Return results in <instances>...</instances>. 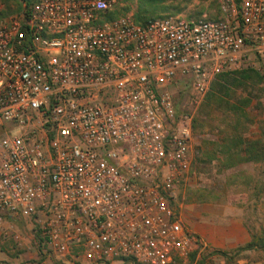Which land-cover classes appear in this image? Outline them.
<instances>
[{"label":"built area","instance_id":"2783aa9c","mask_svg":"<svg viewBox=\"0 0 264 264\" xmlns=\"http://www.w3.org/2000/svg\"><path fill=\"white\" fill-rule=\"evenodd\" d=\"M126 4L31 0L6 13L0 0V243L21 247L13 224L31 222L36 264L186 263L209 251L184 225L178 188L215 77L247 52L264 62V0L145 25ZM178 76L191 82L179 113Z\"/></svg>","mask_w":264,"mask_h":264},{"label":"rangeland","instance_id":"374dc122","mask_svg":"<svg viewBox=\"0 0 264 264\" xmlns=\"http://www.w3.org/2000/svg\"><path fill=\"white\" fill-rule=\"evenodd\" d=\"M8 5L11 9H14V11H18L15 10L18 7L16 1L12 0L8 2ZM165 5H176L180 9L177 12L161 11L162 15L176 14L191 19L198 18V11L203 10L202 17H208L210 13L218 14L219 17L221 16V12H218L217 10L218 0H165ZM125 6H129V8L123 10V12L134 13L137 4L133 1H127ZM241 68H255L264 73V62H262L253 52H247L242 66L230 71ZM263 87L264 78L262 82L256 83L250 88V91L253 90V92H255L254 95L251 94L255 100L253 99L251 105L247 107V113L252 122L250 123L249 130L246 131V135L252 139H255L254 135L259 129V120H264V93L261 91V88ZM170 89L173 93L178 110H187L191 92L190 80L178 76L172 82ZM257 94H259V98L257 97ZM203 103L197 110L194 121L196 117H198L199 112L203 107ZM216 109L218 111L214 110L207 121L199 120L196 129L193 127L192 153L194 160L192 163L190 178L185 184H181L178 190L180 193L185 192V204L196 203L200 206L211 205L218 212L222 214L227 212L230 217L233 218L242 215L244 216L250 234H260L264 230V160L255 159L239 164V166L237 165L238 167L236 166L229 170L220 171L216 161H211L205 157L203 154L204 148L207 149V147H213L207 142L222 139L227 135L228 131H230L226 125L227 122L225 116H223L225 108L216 107ZM233 173H236L237 175L235 184L229 185L227 179L228 176ZM205 216L207 218L209 217L207 214H205ZM215 222L218 224L219 220H215ZM184 225L187 227L185 222ZM12 230L13 233H11V235L16 233L21 235L23 245L17 248L13 237L0 243V264H36V254L38 250L35 247L33 238V224L24 219H19L13 224ZM236 250L237 248L235 250L227 251L230 253L228 255L231 256L230 258H227L228 256L224 255L219 250H213L207 251L206 253H198L199 256H197L196 260L201 259V254H207L204 264L207 262L222 263L238 261H250L264 264V250L256 248L238 253ZM212 252H215V254L213 253V255ZM214 256H217L218 258H214ZM184 264L193 263L188 261L186 263L184 262Z\"/></svg>","mask_w":264,"mask_h":264},{"label":"trees","instance_id":"16d2710c","mask_svg":"<svg viewBox=\"0 0 264 264\" xmlns=\"http://www.w3.org/2000/svg\"><path fill=\"white\" fill-rule=\"evenodd\" d=\"M6 4V13L13 12L8 5L12 0H3ZM18 3L15 10L24 11L25 5L31 0H14ZM136 2L137 6L133 13V18L136 23L147 24V22L156 17L162 16L161 11L177 12L180 8L176 5H165V0H126ZM24 3V4H23ZM8 5V6H7ZM24 5V6H23ZM129 6H125L123 10H127ZM218 12L220 11L217 5ZM120 11H115L110 16H116ZM198 18L202 17L203 10L198 11ZM207 18L218 19V14L210 13ZM264 73L255 68H241L234 71L222 72L217 75L212 84L211 90L208 93L203 107L201 108L198 117L194 121V129L197 127L199 120L207 121L212 115L216 107H223L226 110L223 112L225 116L228 131L227 135L222 139L208 141L207 143L213 147L204 148L203 154L211 161H216L220 171H225L236 167L239 164L249 162L252 160H264V120H259L258 127L261 131V137L252 139L246 135L252 122L247 113V107L252 103V95L255 94L253 90L250 91L252 85L262 82ZM264 93V87L261 88ZM252 94V95H251ZM251 95V96H250ZM259 98V94H257ZM259 102V100H258ZM260 103V102H259ZM261 105V104H260ZM259 105V106H260ZM215 106V107H214ZM177 112L180 111L176 107ZM218 111V110H217ZM222 113V111H221ZM228 119H227V118ZM228 120V121H227ZM236 173L228 176L227 182L229 185H234L236 180ZM262 249L264 250V230L260 234L251 233V240L237 248V253L248 249ZM199 250L191 253L190 263L204 264L207 254H201V259L196 260ZM224 255H229L227 251H221ZM215 252H212V254ZM228 256L227 258H230ZM171 264H184L182 258L176 257Z\"/></svg>","mask_w":264,"mask_h":264},{"label":"crops","instance_id":"0c3cea01","mask_svg":"<svg viewBox=\"0 0 264 264\" xmlns=\"http://www.w3.org/2000/svg\"><path fill=\"white\" fill-rule=\"evenodd\" d=\"M254 136L255 139L260 138L261 131L258 129ZM185 196V192L180 193L178 190V199L176 203L181 206L183 221L194 234L199 235L205 240L209 251L235 250L251 240V234L245 223L244 216L241 215L233 218L230 217L227 212L224 214L218 212L211 205L200 206L196 203L185 204ZM205 214L209 217L207 218ZM215 220H219L218 224ZM215 257L217 256H214V258Z\"/></svg>","mask_w":264,"mask_h":264}]
</instances>
